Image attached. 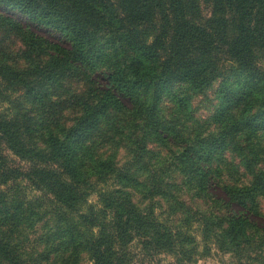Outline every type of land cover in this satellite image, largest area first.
Masks as SVG:
<instances>
[{"label":"trees","instance_id":"16d2710c","mask_svg":"<svg viewBox=\"0 0 264 264\" xmlns=\"http://www.w3.org/2000/svg\"><path fill=\"white\" fill-rule=\"evenodd\" d=\"M203 3L208 16L202 13ZM0 7L5 11H0V33L19 37L21 56L46 55L30 59L24 68L0 61V85L12 92L22 89L25 101L0 91V100L8 101L12 110L8 115L0 111V141L27 163L11 164L0 150V264H34L24 259L14 240L26 212L27 218L39 217L10 185L19 179L48 195L43 212L55 219V229L45 237L48 248L41 253L48 264H73L83 251L91 264H135L130 247L137 237L143 250L189 251L195 248L185 228L191 217L200 225V236L234 253L238 264H264V226L252 219L261 216L264 193V168L253 169L257 159L264 162L254 141L264 131V69L256 63L257 52L264 53V0H0ZM9 10L56 33L59 41L23 25ZM222 67L231 74L214 89L210 118L218 128L181 135L160 115L162 99L189 118V98L174 84L202 92L221 77ZM92 71L103 84L88 77ZM70 79L83 80L87 87L67 89L64 83ZM60 87L62 95L52 99L51 89ZM35 106L48 117H60L67 109L76 114L69 124L48 122L40 145L35 141L40 123L31 113ZM120 112L129 116L126 125L139 131L132 149L137 167L146 165V139L152 137L163 147L176 142L170 163L182 182L197 198L212 197L210 184L219 185L227 200L213 196L218 209L190 212L160 174L140 180L137 167L117 165L114 154L98 155L91 140ZM238 139L245 144L238 147ZM237 147L251 179L220 183L214 164ZM92 179L103 188L92 189ZM111 179L118 186L109 185ZM91 191L97 192L94 204L87 202ZM133 193L148 200L161 197L183 217L167 226L149 203L132 201ZM231 203L241 209L232 210Z\"/></svg>","mask_w":264,"mask_h":264},{"label":"rangeland","instance_id":"374dc122","mask_svg":"<svg viewBox=\"0 0 264 264\" xmlns=\"http://www.w3.org/2000/svg\"><path fill=\"white\" fill-rule=\"evenodd\" d=\"M0 7V11H3ZM202 13L205 16L209 15V7L205 3L202 5ZM14 16L16 19H19L23 25L26 24L36 33L45 36L53 42H58L59 37L56 33L49 32L47 28L41 27L32 23L28 24V20L24 15L14 10H9V13ZM103 42V41H102ZM106 42V41H105ZM65 45H68L67 43ZM23 46L19 40V37L13 34H3L0 33V61H5L7 63H12L16 68H24L27 66L28 61L33 58V60L44 59L46 55L42 54L40 56H32L30 59L27 57L21 56ZM224 63V59L221 61ZM256 63L264 69V53L257 52L256 54ZM225 66L230 67L231 61L225 60ZM223 74L216 79L210 87L206 90L199 92L192 90L185 83H176L174 84V89L180 94H186L189 98V107L191 116L189 118H184L181 116L175 109V106L166 98L162 99L160 106V115L166 122L172 123L180 132L181 135L188 136L194 132L200 134H207L208 132L214 131L218 128L214 122H212L210 116L214 109V103L216 102L214 98V89L217 87L221 78L226 75L230 76V70L222 67ZM93 72V71H92ZM98 72L95 71L88 77L97 78V81L101 84L104 81L97 76ZM2 83V82H1ZM63 87V86H62ZM51 89L52 99H57L62 95L58 91L60 89ZM64 87L72 91H81L80 89H85L87 83L79 79H70L64 83ZM6 88V89H5ZM10 88H7L6 84L0 85V91L8 94L10 97H17L21 99L24 96L22 89L13 88L15 91L12 92ZM4 95V94H2ZM23 100V99H21ZM24 101V100H23ZM25 102V101H24ZM123 103L127 106H130L129 101L124 98ZM0 111L4 115L10 114L12 111L8 101L0 100ZM33 113L35 120L40 123L38 129L35 131V141L41 145V138L45 132V127H50L48 122H52L54 119H57L58 123L69 124L72 121V117L76 114L74 109H67L57 117L46 116L43 110H38L36 106ZM112 121L110 124H104L101 126L100 130L96 133L95 137L91 140L94 145L98 155L104 157L107 154H114V160L117 165H123L128 163L133 167H137L135 162H132L134 156V145L133 139L135 140L136 134L139 131L131 130V127L126 125V121L129 120L127 113H114L112 115ZM41 119V121H39ZM34 138V135H33ZM170 139V138H169ZM137 140V139H136ZM135 140V141H136ZM171 141V140H170ZM255 147L259 150V154L264 157L263 147H264V131H260L255 137ZM167 147H163L160 143H157L150 137L149 140L145 141V149L147 152H144V163L145 166L138 168L137 177L140 180H149L156 174H160L161 178H164L165 181L170 183L169 190H171L175 196L183 203V205L189 208L190 212H193L194 209L199 211H215L219 206L215 202H212L213 198H223L227 200L226 195L220 190V188L214 184H210L209 190L212 197H201L197 198L193 190L186 186L182 182V177L175 169L174 165L170 163L171 151L177 148V143L172 142ZM176 144V145H175ZM245 142L242 139H238L237 145L243 146ZM228 149L224 152L221 160L214 164V166L219 168V181L220 183H234L241 184L247 183L251 179V171L245 169L241 163L243 159V154L240 152L239 148ZM0 150L3 154L7 156L11 164L19 165L25 167L27 163L23 160H19L4 144L3 141H0ZM140 150V149H138ZM239 152V154L237 153ZM148 161V162H145ZM264 168V162L262 159H257L253 164L254 171ZM146 178V179H145ZM92 189L98 190L103 188L101 183H98L91 180ZM114 180H109L108 184L112 186H118L114 184ZM15 182V183H14ZM14 183V184H12ZM10 185H14L17 190L20 192V197L25 198V202L28 203L30 210L37 211V215L29 216V211L26 212V217L23 219V223L18 228L16 233H14V240L17 245L23 251L24 259L27 262L34 264H48L41 255L48 248L47 243H45V237L55 229V219H52L48 214H45L44 209L48 208L47 197L48 195L44 193L39 187H36L26 181L25 179H19V181L10 182ZM87 202L94 204L97 202V192L91 191L87 196ZM132 201L136 202L140 206L148 204L154 208V212L159 218L160 222H163L167 226L176 225L178 220L183 217L180 213L172 211L169 203L162 199L161 197H154L151 200H148L142 197L138 193H133ZM44 203L42 206L40 204ZM259 205L261 216H252V219L255 220L261 226H264V193L259 198ZM24 207V206H23ZM26 207V205H25ZM230 207L234 211H238L241 207L235 203H231ZM197 217L198 214H195ZM28 219V220H27ZM190 232V235L194 238L195 248L190 249L189 251L180 250L176 248L171 251H154L153 249L143 250L140 245L139 237L135 238L131 244L130 249L136 255L135 264H238L237 257L232 252H223L219 250L214 242L210 240H204L200 236L199 228L200 225L196 221V218H190V224L185 227ZM59 253L62 251L58 250ZM138 253V254H137ZM53 254H51L52 256ZM58 255V254H55ZM54 256H52L53 258ZM56 259L55 261H57ZM73 264H91V261L88 259L87 253L85 251L81 252L78 260Z\"/></svg>","mask_w":264,"mask_h":264}]
</instances>
